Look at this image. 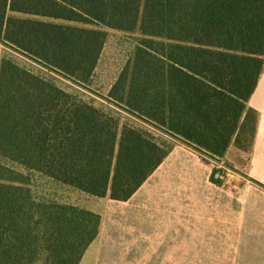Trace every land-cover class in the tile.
Masks as SVG:
<instances>
[{"label":"trees","instance_id":"obj_1","mask_svg":"<svg viewBox=\"0 0 264 264\" xmlns=\"http://www.w3.org/2000/svg\"><path fill=\"white\" fill-rule=\"evenodd\" d=\"M106 29L143 36L106 102L209 158L253 143L264 0H0V47L48 73L0 64V264H80L99 235V214L37 199L32 173L127 201L173 149L58 85L89 88Z\"/></svg>","mask_w":264,"mask_h":264},{"label":"crops","instance_id":"obj_2","mask_svg":"<svg viewBox=\"0 0 264 264\" xmlns=\"http://www.w3.org/2000/svg\"><path fill=\"white\" fill-rule=\"evenodd\" d=\"M248 107V152L233 142L213 159L178 143L129 200L87 206L101 224L80 264H264V70Z\"/></svg>","mask_w":264,"mask_h":264},{"label":"rangeland","instance_id":"obj_3","mask_svg":"<svg viewBox=\"0 0 264 264\" xmlns=\"http://www.w3.org/2000/svg\"><path fill=\"white\" fill-rule=\"evenodd\" d=\"M106 31L108 34L106 43L93 76L88 83L89 88H79L62 77L56 76L58 85L66 91L76 94L86 101L92 102L96 107L112 114L119 120V132L122 131L125 124H129L136 128L151 132L156 140L164 144L166 147H174L177 144L175 140L143 124L138 119L126 115L122 109L113 104H109L104 100V97L109 95L113 86L119 81L123 74V70L133 59L136 48L143 39V36L139 31L134 33H127L113 29H106ZM5 57L15 59L20 65L36 74L48 76L47 71L41 66L29 61L4 46H1L0 64ZM248 126L251 127L252 123L250 122ZM234 144L237 148L245 152H248L252 146L250 143L245 142L244 138H241L240 146L235 142ZM30 188L37 199L54 201L65 205H73L86 210H88L86 208L87 206H91L99 200L98 197L91 196L73 187L59 184L37 173L31 174Z\"/></svg>","mask_w":264,"mask_h":264},{"label":"built area","instance_id":"obj_4","mask_svg":"<svg viewBox=\"0 0 264 264\" xmlns=\"http://www.w3.org/2000/svg\"><path fill=\"white\" fill-rule=\"evenodd\" d=\"M226 174H230V171L228 169H225Z\"/></svg>","mask_w":264,"mask_h":264},{"label":"water","instance_id":"obj_5","mask_svg":"<svg viewBox=\"0 0 264 264\" xmlns=\"http://www.w3.org/2000/svg\"><path fill=\"white\" fill-rule=\"evenodd\" d=\"M220 174H221V173L218 172L216 178H219Z\"/></svg>","mask_w":264,"mask_h":264}]
</instances>
